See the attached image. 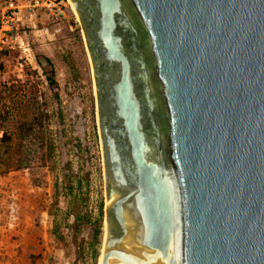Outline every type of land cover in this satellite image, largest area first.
<instances>
[{
  "label": "water",
  "instance_id": "obj_1",
  "mask_svg": "<svg viewBox=\"0 0 264 264\" xmlns=\"http://www.w3.org/2000/svg\"><path fill=\"white\" fill-rule=\"evenodd\" d=\"M71 1L121 67L102 264H264V0Z\"/></svg>",
  "mask_w": 264,
  "mask_h": 264
},
{
  "label": "rangeland",
  "instance_id": "obj_2",
  "mask_svg": "<svg viewBox=\"0 0 264 264\" xmlns=\"http://www.w3.org/2000/svg\"><path fill=\"white\" fill-rule=\"evenodd\" d=\"M0 72V264H97L106 182L94 88L74 10ZM53 70L55 95L45 70ZM43 155V159L41 157Z\"/></svg>",
  "mask_w": 264,
  "mask_h": 264
},
{
  "label": "built area",
  "instance_id": "obj_3",
  "mask_svg": "<svg viewBox=\"0 0 264 264\" xmlns=\"http://www.w3.org/2000/svg\"><path fill=\"white\" fill-rule=\"evenodd\" d=\"M68 7V0H0V72L3 57L29 51V38L59 32Z\"/></svg>",
  "mask_w": 264,
  "mask_h": 264
},
{
  "label": "flooded vegetation",
  "instance_id": "obj_4",
  "mask_svg": "<svg viewBox=\"0 0 264 264\" xmlns=\"http://www.w3.org/2000/svg\"><path fill=\"white\" fill-rule=\"evenodd\" d=\"M82 14L86 12L85 9H83ZM75 15L78 18V14L75 10ZM79 20V19H78ZM96 21L92 25V27L86 28V35L89 40V47L92 51L93 55V64L92 60L90 58L89 52H88V44H86V39L84 36L83 29H81L82 32V37L85 41L86 44V51H87V56L88 60L90 63L91 67V73H92V81H93V88H94V97H95V108H96V120H97V129H98V136H99V142L101 146V136H100V127H99V118H101L102 124L104 128H106L105 134H104V139L108 147L111 148L114 143H116L119 146L125 145L127 136L123 129L120 127V120L115 116L114 113L111 111V104H114L113 100V84H115V80L118 76V72L121 69L120 64L116 62L115 60H112L109 55L107 54V48L105 47L103 41L99 38V36L94 34V30L96 27ZM81 24V23H80ZM82 26V25H81ZM95 38V39H94ZM92 40H94V45L91 43ZM125 47V45H124ZM124 47L123 50L125 49ZM127 51V48L125 49V52ZM95 73H97V76H95ZM136 87H143V83L137 82ZM142 91V89H141ZM140 100V105L145 104L146 106V101L142 103L141 99ZM114 109V108H113ZM112 149V148H111ZM102 150V148H101ZM108 152L109 149H108ZM111 153V152H110ZM124 154L125 152L120 151L119 159L117 161L111 162L110 159L108 160L110 163H112V171L114 175V179L120 183L121 182V176L115 174V169L117 165L122 164L124 161ZM111 157V156H109ZM112 157H115V155ZM104 166V164H103ZM125 173V172H124ZM105 176V175H104ZM130 176V175H129ZM128 180V175L125 177ZM107 203V201H106Z\"/></svg>",
  "mask_w": 264,
  "mask_h": 264
},
{
  "label": "trees",
  "instance_id": "obj_5",
  "mask_svg": "<svg viewBox=\"0 0 264 264\" xmlns=\"http://www.w3.org/2000/svg\"><path fill=\"white\" fill-rule=\"evenodd\" d=\"M6 57V56H5ZM4 58V57H3ZM2 58V59H3ZM1 66H2V62H1ZM45 75H46V79L49 83V87L51 89V91L56 95L57 94V82L54 78V75H53V70L50 69V70H45ZM42 159H43V155H41Z\"/></svg>",
  "mask_w": 264,
  "mask_h": 264
},
{
  "label": "bare ground",
  "instance_id": "obj_6",
  "mask_svg": "<svg viewBox=\"0 0 264 264\" xmlns=\"http://www.w3.org/2000/svg\"><path fill=\"white\" fill-rule=\"evenodd\" d=\"M68 1H69V4H70L72 10H74V12H75L76 9L74 8L73 2L71 0H68ZM105 235H106V233H105ZM103 252L104 251L102 250L101 253L99 254V259H98L97 264H102Z\"/></svg>",
  "mask_w": 264,
  "mask_h": 264
}]
</instances>
